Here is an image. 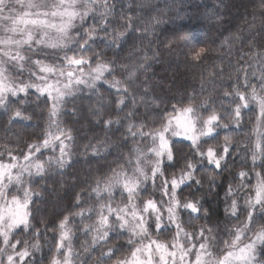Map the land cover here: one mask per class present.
Wrapping results in <instances>:
<instances>
[{
    "label": "snow or ice",
    "instance_id": "1",
    "mask_svg": "<svg viewBox=\"0 0 264 264\" xmlns=\"http://www.w3.org/2000/svg\"><path fill=\"white\" fill-rule=\"evenodd\" d=\"M152 8L0 0V264H264V0L218 48L188 49L198 86L167 101L147 75L158 52L136 44L163 23ZM77 157L84 179L57 181ZM41 182L73 192L51 222Z\"/></svg>",
    "mask_w": 264,
    "mask_h": 264
},
{
    "label": "trees",
    "instance_id": "2",
    "mask_svg": "<svg viewBox=\"0 0 264 264\" xmlns=\"http://www.w3.org/2000/svg\"><path fill=\"white\" fill-rule=\"evenodd\" d=\"M123 2L127 4L128 0H123ZM143 2L153 6L151 11L160 17L163 23L151 30V35L143 42L137 41L136 44L137 48L147 50L149 55L152 52H158L157 59L150 61L152 68L147 75L150 77V82L157 85L155 93L167 101L174 96L178 97V90L183 87L194 84L198 86V77L203 67L192 66L190 59L186 57L188 49L200 45L218 48L223 36L230 31H235L243 23L248 0H224L225 6L223 7L218 6L219 0H143ZM213 11L217 12L220 18L213 15ZM178 25L184 26V32L174 35ZM141 54V52H136L137 57ZM123 55L127 56L128 51H125ZM215 55L216 53H213V56ZM169 85L172 86L171 91H167ZM75 103L79 106L81 101L77 99ZM83 103L87 104L88 100L85 99ZM71 107L72 104H69V110ZM65 120L68 125L80 130L82 135L90 134L85 121L80 120L77 123L76 118L70 114L65 117ZM82 125L84 127H81ZM2 135L3 132L0 131V136ZM77 159L81 162L77 164L75 170L68 169V174L63 177L56 176L55 179L71 183L72 173L78 171L82 181L86 175L87 165L83 164L82 158L77 157ZM223 183L227 184V174H225ZM40 188L45 189V197L43 202L39 203L37 223L40 217H45L51 222L64 211L66 206H70L73 192L67 191L64 200L61 201L51 194V190L46 188L44 182H41ZM217 191L218 195H208L204 199V206L212 213L213 221L224 218L223 188Z\"/></svg>",
    "mask_w": 264,
    "mask_h": 264
}]
</instances>
